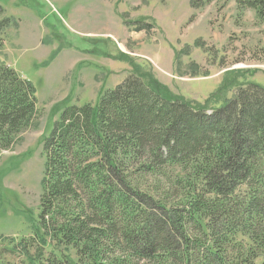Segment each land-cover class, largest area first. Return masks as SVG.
Returning a JSON list of instances; mask_svg holds the SVG:
<instances>
[{
	"label": "trees",
	"instance_id": "obj_1",
	"mask_svg": "<svg viewBox=\"0 0 264 264\" xmlns=\"http://www.w3.org/2000/svg\"><path fill=\"white\" fill-rule=\"evenodd\" d=\"M244 5L264 18V0ZM9 21L0 20L2 149L38 113L33 82L1 58ZM152 75L135 69L54 121L27 256L25 244L39 255L53 246L44 264H264V86L229 71L199 103ZM172 167L171 181H145Z\"/></svg>",
	"mask_w": 264,
	"mask_h": 264
},
{
	"label": "rangeland",
	"instance_id": "obj_2",
	"mask_svg": "<svg viewBox=\"0 0 264 264\" xmlns=\"http://www.w3.org/2000/svg\"><path fill=\"white\" fill-rule=\"evenodd\" d=\"M246 1L0 0V20L10 18L1 58L33 82L38 98L34 121L0 146V264H31L32 256L44 264L54 250L39 255L25 244L27 256L21 242L39 225L44 140L68 105L97 104L135 69L199 103L229 71L242 72L240 84L264 86V18ZM169 173L179 169L145 181L154 187L171 181Z\"/></svg>",
	"mask_w": 264,
	"mask_h": 264
}]
</instances>
